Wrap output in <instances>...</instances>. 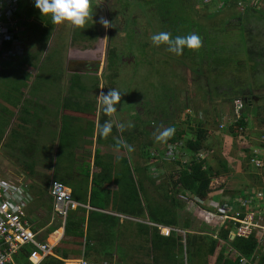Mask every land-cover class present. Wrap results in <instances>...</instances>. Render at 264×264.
Segmentation results:
<instances>
[{"label": "trees", "instance_id": "16d2710c", "mask_svg": "<svg viewBox=\"0 0 264 264\" xmlns=\"http://www.w3.org/2000/svg\"><path fill=\"white\" fill-rule=\"evenodd\" d=\"M119 1H123L121 8L126 10L137 6V9L144 13L147 25H150L155 20L157 29L153 35L167 32L174 39L177 36L196 34L201 39V46L197 49L185 47L182 54L176 55L173 53L174 60L172 59L173 56L165 60L162 58L165 64L171 65L176 61L179 65L180 70L174 73L175 81L173 85L179 95L183 96L182 101H179L177 96L174 98L173 104H177L172 106L171 111H173L171 113L168 112L167 108L164 111L171 116H174L177 111L185 113L193 111L191 98L195 94L201 93L203 96H200V98L203 101L210 99L208 96L213 100L217 98L215 93L222 89L219 93H221L220 97H223L225 101L234 102L240 100L243 103V111L240 117L232 121L228 131L233 137L236 136L238 131L244 135L248 126L249 112L252 111L254 115L256 114L257 107L255 106L258 104L256 100H260V98L254 96V93L264 92V42L258 31L257 34H253V30L248 27L253 20L256 23L262 22V18L259 15V4L255 5L251 0H210L209 4L200 11L196 8L198 0ZM16 2V17L21 20V25H25V27L23 26V37L27 44L31 40L38 41L43 36L40 27L36 22L29 21L32 17L37 18L36 14L38 13L30 7V0H16ZM242 3L245 5L240 8L241 10L237 11ZM211 4H213L214 10L213 12H207ZM220 5L221 7H219ZM38 17H40L39 14ZM133 24L134 20L128 21L127 19L121 30V33H125L124 37L129 40L127 43H131V45L134 43L132 41L133 38L135 40L138 36L132 29ZM115 30L118 31L117 28ZM237 31L240 32L241 37H237L235 34ZM89 37H81V39ZM136 46L139 53V49H143L140 55L144 58L149 57V50L154 52L164 50L168 56L169 54L172 55L168 51L166 43L157 46L152 39L151 41L139 42ZM106 51V71L113 68L118 69L117 63L119 64L121 56L117 55V51L111 46V42H109ZM240 55L245 56L246 60L241 59ZM15 60H17V63H15ZM53 61L56 63L54 59ZM53 61H49V67L52 66ZM169 61H172V63H169ZM28 62V56L24 55L22 58H14L8 65L10 66L14 63L16 67H25ZM247 63L250 65L247 66ZM136 65L138 66V64ZM247 68H249V79L243 76ZM47 72L49 78L52 79V76H54L56 80L61 79V70L49 68ZM117 77V73H112L110 75L111 82H114ZM30 78L29 74H22L21 80L7 90L5 101L11 102L13 109L19 105L17 95H21L19 90L24 86L23 82ZM69 82L68 90L71 94H73L75 89L85 90L79 75H71ZM192 82L195 84H192ZM177 84H179V87H177ZM213 90L214 92H212ZM200 98L199 101H202ZM60 109L61 129L57 136L56 153L49 161L50 171L52 172L51 180L58 181L69 188L71 190V199L74 202L89 206L92 210L79 207L67 214L63 240L53 248L54 256L44 258L40 264H64L66 260H79L83 252L86 256L89 252L98 250L94 249L95 243L100 245L98 248L104 256L111 257V254L118 247L117 242L123 237V223H131L125 219L120 224V218L105 214L104 211L131 219L144 221L147 219L151 224L184 232V237L182 234L175 232H172L169 237H163L157 227L139 223L140 226H137V230L144 237L147 244L146 252L150 253V264H183L184 253L187 264H190L188 263L190 260L191 264H199L197 263L198 260H202V264H207L208 258L212 256H215L214 264H241V257L245 258L249 264H264V253L258 247L257 237L252 236L248 239L235 238L231 221H226L215 232L207 229L203 222L195 225L190 218H182L180 216L183 206L177 196H190L200 205L206 203L211 193L210 184L212 179L224 176L229 172L228 163L225 161H220V169L214 170L207 164L205 158L198 156V153L203 150V143L207 136L206 130L202 128L203 124L198 125L193 139L185 141L183 150L191 155V159L185 164L179 160L170 161L174 169L167 174L166 185L170 187L171 191L169 190L170 192L168 191L163 195L162 203L153 204V200L149 196L144 198L139 196V190L143 189L142 184L135 182L131 169L133 172L145 173L150 165L157 166L158 161L169 163L159 158L164 155L168 145L177 146L176 143L185 136V132L175 130L167 138L165 146L156 151L159 158L150 154L142 155L149 161H146L149 164L142 168H133L126 152L123 157L114 158L112 153L107 152L104 155L101 150L106 149L111 144L108 138H111L117 132L115 126H113L110 134L107 136L101 135L100 126L105 121L111 120L110 114L105 113L103 107L99 109L97 117L95 116V105L88 101L80 102L72 95H68L62 99ZM79 121L80 132L77 136L78 138L75 137L76 140H73L69 130L71 131L70 128H73ZM22 123L25 122L22 121ZM72 132L75 135V129ZM141 133L134 131L132 136L137 138ZM80 145L88 148L89 151L86 153V158L91 160V164L90 162L88 164L87 162H82L88 167L81 173L78 170L76 171L75 162L83 158V156L71 152L72 149ZM246 145L247 147H244V159L249 164L255 151L258 150H254L257 146L253 148L249 144ZM34 150V145L29 144L26 152L28 155H32ZM92 150L93 152H91ZM123 150L125 151V148ZM123 150L120 148L119 151L123 153ZM261 159L264 163V154ZM115 160L120 161L122 164L123 174L121 175L110 164V162ZM150 162H153V164ZM238 166L242 167L241 165ZM91 167L97 171L93 172ZM255 178L259 180L258 177ZM122 180L123 184H119ZM109 183L115 184L117 190L112 192L104 188V185ZM43 184V190H39L38 194L44 195L46 193V187L49 184L48 180L44 181ZM121 187H123L122 197L118 195ZM160 188L158 186V189ZM216 212L212 213L216 214ZM239 217H242V215ZM53 228L51 232L59 227L54 225ZM198 232L199 234H197ZM61 233V230H58L51 235L50 240L52 243L59 238L58 235ZM214 235H216V239L213 238ZM183 240L184 244L182 243ZM229 250L232 253L234 252L235 255L230 257L228 253L231 252H228ZM23 252L26 256H21L20 258L22 261L28 262L27 256L31 250L24 248ZM124 258L125 255H123V263Z\"/></svg>", "mask_w": 264, "mask_h": 264}, {"label": "rangeland", "instance_id": "374dc122", "mask_svg": "<svg viewBox=\"0 0 264 264\" xmlns=\"http://www.w3.org/2000/svg\"><path fill=\"white\" fill-rule=\"evenodd\" d=\"M251 1L254 4L258 3L260 7L262 6L259 10L264 12V0ZM92 2L93 20L90 19L84 28H80L67 22L54 24L50 16H42L40 11L35 8L34 0H30V7L36 10L40 17L36 14L37 18L32 17L29 21L38 24L43 36L38 41L31 40L28 44L25 38L21 36L24 40L23 56L27 55L29 60L28 65H25V67H16L14 63L9 66L8 64L11 62H0L2 64L0 65V179L14 183L21 180L31 186L29 189L33 200L31 204L29 203L27 214L37 230H42L39 235L44 236L46 239V231L53 230L54 228L51 227L54 225L59 227L57 231L61 230L62 232L63 224L55 216L52 200L48 194L49 184L44 195L38 194V191L43 190V181L48 180L50 182L52 179L49 174L50 169L42 167L44 162H41L43 160L41 157L43 153H46L48 147L51 150L48 157L52 158L53 156L61 125L60 105L62 99L68 95H72L80 102L88 101L95 105V116L98 117V111L103 107L101 94L106 95L111 89L121 93V101L116 105L117 111L110 114V119L117 132L111 138H108L111 144L106 149L101 150L104 155L107 152L112 153L114 158H120L126 152L133 168H142L149 164V161L142 155L155 153L156 158H159L156 151L165 146L168 137L164 140H157L156 136L169 128L174 131L181 130L185 132V136L176 143L179 150L175 160H179L183 164L188 163L191 155L183 150L185 141L193 139L196 128L199 124H203L202 128L206 130L207 136L203 143V150L198 153V156L205 158L207 164L214 170H219V162L225 161L228 163L229 172L224 176L212 179L210 184L211 193L206 203L200 205L190 196H177L183 206L180 216L190 218L195 225L200 222L204 223L198 212L212 213L217 211L216 206L221 204L232 205L236 199L247 193L252 194L264 190V171L256 169L251 163L247 164L244 159L246 144L253 146V148L257 146L254 150H261L262 153L258 154L260 159L264 154V92L254 93V96H257L260 100H256V103H258L255 106L257 107L256 114L254 115L252 111L249 112L248 126L244 135L238 131L236 136L233 137L228 131V127L236 117L233 113V102L225 101L223 97H220L221 93L219 92L222 89L215 93L217 98L213 100L208 96L210 99L203 101L200 98V96H203L201 93L195 94L191 98L193 111L187 113L177 111L174 116H171L169 114L173 111H171V108L177 104H173L174 98L177 96L179 101L183 100V96L179 95L173 85L175 81L174 73L180 70L179 65L176 61L171 65L163 62L170 56H173L172 59L174 60L173 53L171 52L172 55L169 54L168 56L164 50H157L156 52L149 50V57L144 58L140 55L143 49H139L140 53L136 49L137 43L151 41L152 35L157 29L155 20L147 25L144 13L139 11L137 6L127 10L121 8L123 1L92 0ZM209 2L210 0H198L196 8L202 11ZM212 5H210L211 7L208 8L207 12H213L214 6ZM244 5L242 3L237 11L241 10L240 8ZM101 18L108 20L111 26L108 28L103 27L100 23ZM127 19L128 21L134 20L132 29L138 35L135 40L133 38L134 43L132 45L127 43L129 40L124 37L125 33H121L123 24ZM21 26L22 29L25 27V25ZM248 27L253 30V34L259 32L264 42L263 21L256 23L253 20ZM116 28L118 31L115 30ZM235 34L237 37H241L240 32L237 31ZM87 36L90 37L81 39V37ZM109 42L117 51V55L121 57L119 64L117 63L118 69L113 68L106 71V50ZM240 56L241 59L246 60L245 56ZM68 59L85 60L86 62L103 61L97 75H79V79L85 87L84 91L75 89L73 94L69 92V78L73 74L66 71ZM50 60L53 63L49 67ZM15 63H17V60H15ZM169 63H172V61H169ZM249 65L247 63V66ZM49 68L61 70V79L56 80L54 76H52V79L49 78L47 72ZM238 70L240 72V68ZM25 73L29 74L31 78L23 82L24 86L19 90L21 95H17L19 105L13 109L12 103L5 101L7 90L18 83L21 80V75ZM112 73L118 75L114 82H111L110 78ZM243 76L249 79V68L246 69ZM192 84L195 83L192 82ZM219 85L222 87L221 84ZM177 87H179V84H177ZM180 87L183 88L182 85ZM199 98L202 101H199ZM166 108L169 113L164 111ZM22 121L25 123H22ZM121 124L124 126L123 131L119 128ZM70 129L71 137L76 140L80 132V121ZM74 129L75 135L72 132ZM134 131L142 133L136 138L132 136ZM29 144H35V151L32 155L36 158V161L32 164V169H28L31 161L26 154ZM120 148L122 150L125 148L122 155L118 152ZM77 149L78 154L83 156V158L76 161V171L78 170L81 173L88 167L82 162H87V164L90 162L91 164V160L86 158L88 148L80 145ZM168 162L158 161L157 166L150 165L145 173L133 172L131 169L135 182L142 184L143 189L139 190L141 198L149 196L153 200V204L162 203L163 195L169 190L171 191L170 187L166 185L167 174L173 171L174 166L170 164V161ZM150 163L153 164V162ZM153 167H158L161 170L159 177L151 175ZM245 168L247 170L244 171ZM114 169L118 173L123 172V167L119 171L117 167H114ZM91 170L93 172L97 171L92 167ZM255 177H258L259 180ZM113 185L115 184L109 183V186ZM158 186L161 188L158 189ZM210 202L212 203L210 204ZM216 222H212L213 225H206L207 229L217 232ZM136 223L138 222L131 224L135 227L140 226L139 223ZM122 231L123 239L121 237L117 243V253L111 258H103L91 263L98 264L106 261L111 264H150V253L146 252V244L143 240L139 241L141 237L135 233L134 227L123 223ZM63 238L64 235L61 236V240ZM228 254L232 257L231 253ZM123 255H125L124 263ZM214 262L215 256H212L208 258L207 264H214ZM188 263L191 264V260ZM197 263L202 264V260H198Z\"/></svg>", "mask_w": 264, "mask_h": 264}, {"label": "built area", "instance_id": "2783aa9c", "mask_svg": "<svg viewBox=\"0 0 264 264\" xmlns=\"http://www.w3.org/2000/svg\"><path fill=\"white\" fill-rule=\"evenodd\" d=\"M16 14V0H0V62H11L14 58L23 56L24 40L21 36H24V28L22 29L21 20ZM242 111L243 103L240 100L234 101L233 113L236 119L240 117ZM178 150L177 146L168 145L161 159L175 161ZM258 154L255 152L250 163L256 169L264 170V163ZM151 155L157 157L155 153ZM160 174L158 170L152 169V176L159 177ZM48 194L52 200L55 216L60 219L64 227L67 214L76 210L79 204L71 199V190L55 180L49 182ZM31 201L32 196L26 182L19 180L14 183L0 179V264H40L44 258L54 256L53 248L60 238L53 242L52 246L46 241L39 240V233L42 230H37L27 214ZM216 209V214L208 212L207 219L217 218L221 227L226 221H231L235 238L257 237L258 247L264 253V190L247 193L236 199L232 205L221 204L216 206ZM240 215L242 217H239ZM157 228L163 237H169L172 232L182 234L184 237V232L180 230L159 226ZM213 238L216 239V235ZM182 243L184 244V240ZM24 248L31 250L27 256L29 263L18 261L21 256H26L23 252ZM231 254L235 255L234 252ZM83 255L76 263L91 264ZM183 256V264H187L185 253ZM240 262L249 264L243 257ZM98 264L111 263L103 261Z\"/></svg>", "mask_w": 264, "mask_h": 264}, {"label": "clouds", "instance_id": "9594fccd", "mask_svg": "<svg viewBox=\"0 0 264 264\" xmlns=\"http://www.w3.org/2000/svg\"><path fill=\"white\" fill-rule=\"evenodd\" d=\"M34 6L37 8L42 16H50L54 24L69 23L73 26L84 28V26L91 19L93 20V2L92 0H34ZM103 27L111 26L110 22L104 18L100 19ZM152 41L159 46L162 43L168 45V51L176 55H180L185 47L197 49L201 46V39L196 34L188 36H177L174 39L170 37L167 32H160L152 36ZM103 111L107 114H112L117 111L116 105L121 101V93L115 89H111L106 95L101 94ZM113 122L111 120L105 121L100 126L101 135L107 136L111 133ZM123 131L124 126H119ZM174 132L169 128L156 136L157 140H164ZM65 225V224H64Z\"/></svg>", "mask_w": 264, "mask_h": 264}, {"label": "crops", "instance_id": "0c3cea01", "mask_svg": "<svg viewBox=\"0 0 264 264\" xmlns=\"http://www.w3.org/2000/svg\"><path fill=\"white\" fill-rule=\"evenodd\" d=\"M256 5V4H255ZM254 5V6H255ZM262 7V6H261ZM260 6L258 7V9H260L261 8ZM60 129H61V125H60ZM60 129H59V131H60ZM34 147H35V144H34ZM48 148H50V147H48ZM46 149V153H43V156L41 157L43 160H41V162H44V164L42 163V167L43 168H47L48 170L50 169V163H49V161L54 157V154L56 153V147H55V149H54V153H53V156H52V158H50V157H48L49 156V154L51 153V150H49V149ZM77 148H79V146H77V147H75L74 149H72L71 150V152H73L74 154H76V155H79L78 153H79V151H78V149ZM49 150V151H48ZM94 150V149H93ZM93 150H92V152H93ZM35 151V150H34ZM121 155H122V151H118ZM255 152H257V154L259 153V154H261L262 152H261V150H259V151H255ZM82 153V152H81ZM264 153V152H263ZM26 154H27V152H26ZM34 154V153H33ZM28 155V154H27ZM29 156V160L31 161V164L28 166V169H32L33 168V166H32V164H34V162L36 161V158H34V156L33 155H28ZM121 157H123V155L121 156ZM76 163V162H75ZM110 164H112L114 167H117V169H118V171L119 170H121L122 168H121V162L120 161H114V162H110ZM49 165V166H48ZM62 165H64V164H62ZM75 167V166H74ZM76 168H77V165H76ZM154 169H156V170H158L159 172H161V170L160 169H158V168H156V167H153ZM30 171V170H29ZM49 174H50V177H51V175H52V172L49 170ZM121 174H123V172L122 173H120V175ZM122 179H123V177H122ZM46 181V180H45ZM122 182V183H121ZM42 183H44V181L42 182ZM119 184H123V180L122 181H120L119 182ZM28 186H29V184H28ZM105 187L104 188H107V189H109V190H111L112 192H114V191H116L117 190V187H115V186H109V184L107 185H104ZM29 187H31V186H29ZM122 189H123V187H121L120 189H119V191H120V193H118V195L120 196V197H122L121 196V194H122ZM118 192V191H117ZM33 200V199H32ZM213 201V200H212ZM32 202V201H31ZM212 202H210V204H211ZM31 204V203H30ZM79 207H83V208H85L86 210H92L89 206H83V205H80L79 204ZM78 207V208H79ZM215 208V207H214ZM28 211V210H27ZM73 211H75V210H73ZM104 213L105 214H109V215H113V216H116V217H118V218H120V224H121V222L123 221V219H126V220H128V221H130L131 223H134V222H138V223H142V224H146V225H148V226H153V227H157V226H159V227H163V226H160V225H156V224H151V223H149L148 222V220L146 219L145 221L144 220H137V219H131V218H125V217H123V216H121V215H117V214H114V213H111V212H109V211H104ZM199 213V215H200V219H202L203 221H204V224L205 225H213L212 224V222H214V221H217L216 222V225L218 226V230H219V227L221 228V226H220V221L217 219V218H209V219H207L208 217H209V213L208 212H198ZM199 217V216H198ZM122 219V220H121ZM210 222V223H209ZM200 223H202V222H200ZM219 224V225H218ZM130 225V227H134V230H135V233L136 234H138L141 238L139 239V241H141V240H143V242L146 244V242H145V240H144V237L143 236H141L140 235V233L138 232V230H137V227H135L133 224H129ZM215 225V227H217ZM51 228H53V226L51 227ZM166 228H168V227H166ZM50 229V228H49ZM63 229H64V227H63ZM62 229V233L61 234H59L58 236H59V241H58V243L60 242V240H61V236H63L64 235V230ZM47 233H46V239L44 238V236H39V240H42V241H46V242H48L49 244H50V246H52V241L50 240L51 239V235L53 234V233H56L57 232V230H55V231H53V232H51L50 230H48V231H46ZM197 234H199V233H197ZM57 239V240H58ZM122 239H123V237H122ZM56 240V241H57ZM119 241H120V239H119ZM58 243L55 245V246H57L58 245ZM118 243V242H117ZM139 245V244H138ZM54 246V247H55ZM146 247L145 248H147V244L145 245ZM98 247H100V245H98V244H96L95 243V245H94V249H98L97 251H94V252H89L86 256H85V254H84V252L82 253V254H84L83 256H84V258L89 262V263H91V262H97V260H101V259H103V258H111V257H106V256H104V254H102V252H101V250H99V248ZM118 248V247H117ZM117 248H116V250L111 254L112 256H114V254H116L117 253ZM87 257V258H86ZM18 261H22V259L21 258H19V260ZM76 261L77 260H66V261H64V264H77L76 263ZM92 264V263H91Z\"/></svg>", "mask_w": 264, "mask_h": 264}, {"label": "water", "instance_id": "95a60500", "mask_svg": "<svg viewBox=\"0 0 264 264\" xmlns=\"http://www.w3.org/2000/svg\"><path fill=\"white\" fill-rule=\"evenodd\" d=\"M92 62L98 65H103V61L101 60H94ZM86 63L88 62H86L85 60L68 59L66 64V71L71 74H81L83 73L82 67L85 66Z\"/></svg>", "mask_w": 264, "mask_h": 264}, {"label": "flooded vegetation", "instance_id": "af4514ba", "mask_svg": "<svg viewBox=\"0 0 264 264\" xmlns=\"http://www.w3.org/2000/svg\"><path fill=\"white\" fill-rule=\"evenodd\" d=\"M261 11V10H260ZM260 17L262 18V21L264 22V12H260L259 13ZM100 66L96 63H86L85 66L82 67L83 73H81L82 75L85 74H94L97 75L99 70H100ZM81 74H77V75H81Z\"/></svg>", "mask_w": 264, "mask_h": 264}, {"label": "bare ground", "instance_id": "6f19581e", "mask_svg": "<svg viewBox=\"0 0 264 264\" xmlns=\"http://www.w3.org/2000/svg\"><path fill=\"white\" fill-rule=\"evenodd\" d=\"M56 241V240H55Z\"/></svg>", "mask_w": 264, "mask_h": 264}]
</instances>
